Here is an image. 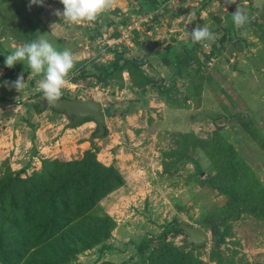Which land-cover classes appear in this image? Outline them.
Segmentation results:
<instances>
[{
	"label": "rangeland",
	"instance_id": "374dc122",
	"mask_svg": "<svg viewBox=\"0 0 264 264\" xmlns=\"http://www.w3.org/2000/svg\"><path fill=\"white\" fill-rule=\"evenodd\" d=\"M21 1L30 2L9 0L15 9ZM137 3L116 0L91 27L56 17L53 12L63 8L59 0L32 5L36 13L26 25L16 17L14 25L5 21L0 26V119L17 114L18 103L25 105L30 97L36 104L44 99L38 91L42 77L32 76L26 62L11 69L4 65L5 56L17 46L44 35L57 50L69 49L75 56L62 97L95 99L110 109L105 133L93 137V143L101 148L100 161H115L125 180L123 187L100 202L116 223L107 241L111 248L90 249L74 264L138 263L141 243L153 241L147 253L164 230L169 243L203 264H264V213H252L243 204L246 199L257 206L264 203V0H235V4L168 0L159 10L143 14ZM237 6L247 12L249 23L230 26L233 31L227 34L223 27L233 23L231 14ZM198 24L215 33L216 40L210 51L195 44V54L176 74L174 57L184 56L182 45L190 43L186 32ZM122 34H127L122 43L105 44ZM119 55L140 62L134 77L140 87L127 70L103 83L78 79L84 64L103 69ZM167 55L169 64L164 65L162 57ZM20 74L26 82L22 90L5 86ZM5 125L0 123V128ZM86 127L94 136L96 124ZM69 144L66 141L61 148L69 149ZM3 158L2 154L0 161ZM244 184L251 189L249 195L242 192ZM231 214L236 218L228 222L227 230L223 219ZM181 223L204 229L208 243L200 248L188 245V235L176 229ZM212 227L217 228V238Z\"/></svg>",
	"mask_w": 264,
	"mask_h": 264
},
{
	"label": "trees",
	"instance_id": "16d2710c",
	"mask_svg": "<svg viewBox=\"0 0 264 264\" xmlns=\"http://www.w3.org/2000/svg\"><path fill=\"white\" fill-rule=\"evenodd\" d=\"M167 1L138 0V13L159 10ZM200 7L204 8L205 2ZM15 8L9 0H0V26L6 25L5 21L14 25V17L20 24L26 25L36 13V10L28 4H22V1ZM95 24H98V19ZM230 26L234 24L223 27L227 34L233 31ZM28 41L31 42V39ZM195 46L191 42L182 45L184 56L174 57L172 63L176 74L180 72V65L195 54ZM171 51L167 49V52ZM162 62L164 65L169 64L168 55L162 57ZM139 65L140 62L133 57L126 60L119 55L103 69L90 65L89 62L84 64L78 69L77 77L84 81L94 78L103 83L113 76L120 78L122 70H127L134 80L135 69ZM133 84L140 87L135 80ZM43 109L45 107L40 102L36 104L34 101L30 103L26 113L29 114L31 110L40 113ZM104 113L106 117H111L108 107ZM89 121L95 123L93 119H86L75 126ZM93 142L91 138L90 149L76 159H42L39 170L33 171L29 176L25 175V178H22V174H26L25 168L13 171L7 159L0 163V264H74L79 255L90 249L98 247L100 251H104L111 248L107 241L111 238L116 223L100 202L123 187L125 180L115 166V161L106 166L97 160L100 149ZM164 172L167 173L165 164ZM228 191L232 193L231 189ZM250 191L248 184L242 186V192L246 195ZM243 204L252 213H264V203L257 206L246 199ZM235 218L231 214L223 219L227 230L228 222ZM216 227L211 229L217 238L215 230L219 227ZM176 229L180 230L177 226ZM177 230L174 229L179 232ZM152 242L145 240L141 243L137 250L140 262L135 264H203L190 252H182L169 243L165 230L158 236L156 247L146 253Z\"/></svg>",
	"mask_w": 264,
	"mask_h": 264
},
{
	"label": "clouds",
	"instance_id": "9594fccd",
	"mask_svg": "<svg viewBox=\"0 0 264 264\" xmlns=\"http://www.w3.org/2000/svg\"><path fill=\"white\" fill-rule=\"evenodd\" d=\"M116 0H59L63 6L62 11L56 9L53 14L60 20L72 24H94L98 17L113 8ZM225 4H235V0H224ZM32 5L43 6V0H30ZM232 22L236 28H242L249 23L247 12L236 7L231 14ZM189 23H192L190 20ZM191 44H199L205 51H210L211 44L216 40V34L207 26L197 25L191 32H186ZM44 35L37 40L23 43L15 51L5 56L6 68H13L17 63H22L30 70L32 76H41L38 81V91L43 94L47 103L55 106L62 96V89L70 84L69 74L75 65V56L69 49L62 51L53 47ZM26 85L23 74L17 76L13 82H5L16 91L22 90Z\"/></svg>",
	"mask_w": 264,
	"mask_h": 264
},
{
	"label": "crops",
	"instance_id": "0c3cea01",
	"mask_svg": "<svg viewBox=\"0 0 264 264\" xmlns=\"http://www.w3.org/2000/svg\"><path fill=\"white\" fill-rule=\"evenodd\" d=\"M31 102L34 101L30 97V101L28 100V103L25 105L18 103L17 114L7 113L4 119H0L2 127L6 124L4 130L0 128V156L2 154L4 155L2 161L7 159L13 171H19L25 168L26 174H22V176H25L29 172L39 170L42 159L71 160L70 157L69 159L62 157L65 155H62L61 152L70 154L73 159H76L90 149L91 138L94 136L91 135L92 129L86 127V125L91 124L94 126V122L89 121L78 126H73L68 123L64 114L53 112L49 108L43 109L40 113L31 110L28 114L26 111ZM20 107L23 111H19ZM103 107L105 110L106 106L103 105ZM20 112H23V114ZM12 116H16L17 118L14 119ZM43 118L47 119L48 124H43ZM11 119L12 121L15 120L13 125ZM9 122H11V125H8ZM21 124L22 126H20ZM49 136L52 139H49ZM66 141L71 142L69 149L61 148ZM95 144L100 149L97 154V160L104 165H110L113 161L109 163L100 161L98 155L101 152V148L97 143ZM73 154L75 155L73 156ZM109 160L106 159V161Z\"/></svg>",
	"mask_w": 264,
	"mask_h": 264
},
{
	"label": "water",
	"instance_id": "95a60500",
	"mask_svg": "<svg viewBox=\"0 0 264 264\" xmlns=\"http://www.w3.org/2000/svg\"><path fill=\"white\" fill-rule=\"evenodd\" d=\"M33 80L31 81V84ZM42 107H49L58 113L64 114L71 125H76L86 119H93L97 125V132L94 138H98L105 133V113L103 105L95 99L81 101L77 98H60V101L52 106L45 101L41 102ZM177 228L188 235L186 243L193 248H200L209 241L208 232L198 226H188L184 223L178 224Z\"/></svg>",
	"mask_w": 264,
	"mask_h": 264
},
{
	"label": "built area",
	"instance_id": "2783aa9c",
	"mask_svg": "<svg viewBox=\"0 0 264 264\" xmlns=\"http://www.w3.org/2000/svg\"><path fill=\"white\" fill-rule=\"evenodd\" d=\"M87 26L91 27L93 25L88 24ZM125 38H127V34H122L119 39H117L115 41H113V40L112 41H106L105 44H107V46H111V45H115V44H118V43H122V40H124Z\"/></svg>",
	"mask_w": 264,
	"mask_h": 264
}]
</instances>
